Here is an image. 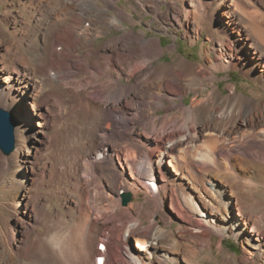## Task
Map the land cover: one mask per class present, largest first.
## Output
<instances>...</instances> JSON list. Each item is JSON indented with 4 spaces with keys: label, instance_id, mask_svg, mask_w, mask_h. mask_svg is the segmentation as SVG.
I'll return each instance as SVG.
<instances>
[{
    "label": "bare ground",
    "instance_id": "obj_1",
    "mask_svg": "<svg viewBox=\"0 0 264 264\" xmlns=\"http://www.w3.org/2000/svg\"><path fill=\"white\" fill-rule=\"evenodd\" d=\"M24 1L0 0L6 6L0 18L5 81L0 106L17 117L16 149L10 156L0 151V189L18 201L16 223L0 225V264L29 256L19 230L28 232L37 223L30 201L37 190L55 188L61 172L48 164L41 168L42 152L52 137L58 147L67 134L51 136L48 130L72 114L95 121L94 136L81 152L79 181L70 187L77 195L72 207L87 217L97 242L86 248L81 241L78 248L63 241L43 260L99 264L110 249L101 250V243L119 225L118 264H203L205 257L216 258V235L225 258L224 240L231 235L241 243L240 262L264 264V209L258 195L264 192V100L246 96L233 84L224 95L217 84L221 71L235 68L264 83V18L256 10L264 9V0H138L155 20L167 18L192 31V44L206 25L211 27L208 39L214 47L201 52L203 63L182 59L164 63L161 70L156 64L165 54L161 38L146 39V31H135L138 22L119 8V0ZM16 6H31L38 15L21 20L25 14L14 11ZM115 29L124 35L97 46ZM26 49L39 58L42 52L43 58ZM189 92L194 95L185 104ZM27 99L34 113L21 114ZM162 109L166 114L159 117ZM173 122L175 130L161 132ZM155 177L162 185L153 191ZM141 191L148 195L143 202L138 201ZM123 194L132 195L127 205ZM21 195L30 197L24 209ZM169 206L178 216L177 233ZM112 207L114 213L103 215ZM111 256L107 264L114 263Z\"/></svg>",
    "mask_w": 264,
    "mask_h": 264
},
{
    "label": "rangeland",
    "instance_id": "obj_2",
    "mask_svg": "<svg viewBox=\"0 0 264 264\" xmlns=\"http://www.w3.org/2000/svg\"><path fill=\"white\" fill-rule=\"evenodd\" d=\"M37 1L38 0H36L34 3L31 2V4L35 5ZM213 1L214 0H211L210 2ZM23 2L25 1L23 0ZM100 3H104L103 0H100ZM139 5L140 4L138 0L118 1L119 8L126 9L128 12L132 14L133 19L138 22V24H136L135 26H133L132 22H126L128 26H133L135 31H137L138 33H142V30L146 31L147 32L146 39L154 38V37L161 38L162 45L165 48V54L160 61H156L157 65L160 64L159 70L163 68L164 63H179V61H181L182 59H186L187 61L192 62L196 65H199L200 63L204 62V60L202 59L201 52L208 46L214 47V41L212 40V38L208 39V36H210L212 33L210 30L211 27L209 25L208 26L206 25L203 32H201L198 42L192 44L191 39L189 37V33H191L192 37L194 35L192 31L188 30V28L181 27L178 24H176V22L174 23L171 20L169 21L167 18H165V20L164 18H161L162 21L160 19L155 20V15L152 14L151 12L149 13L150 9L148 8L140 9ZM259 5L261 6L262 4ZM168 7L169 5L167 3L163 4V11L165 15H167ZM136 8H138V10ZM13 10L25 14L24 16H22L21 20L29 18L32 15L33 16L38 15L37 14L38 11H35V9L31 6H27V7L16 6L13 8ZM143 10L148 12H146V14H143L142 12ZM256 10L261 12L262 13L261 17L264 18L263 17L264 9L262 7H258L256 8ZM5 11H6V6L0 5V18H2ZM112 12H116V14L118 15L121 14V11L119 10L118 11L112 10ZM149 22L152 23L151 26L149 25L150 24ZM218 23H219L218 18L213 20L214 26H216ZM27 24L28 21L25 22V26H28ZM166 26H168V31L165 32L164 29L166 28ZM122 35H124V30L122 29L112 30L109 33H107L105 36L98 39V41L96 42L97 46H100L101 44H105L113 38L119 39L120 37H122ZM233 46L234 47L236 46V42L233 43ZM247 49L251 50L248 47V45H247ZM26 51L29 55L32 56L35 55L38 60L39 56L36 53L32 51L29 52L28 49H26ZM38 53L40 54V58H43V56L41 55L42 52H38ZM227 53L229 52L227 51ZM212 55L216 57L217 54L215 51H213ZM94 58H97V55H95ZM232 59L235 62L236 61L238 62V57L236 58L234 57ZM218 76H219V80L217 81V84L222 94L227 95L229 93L230 85L233 84L236 86L237 91L243 92L246 96L254 97L259 101L264 100V83L254 79L253 77L244 75V73L240 68L230 69L228 71H221ZM4 82L5 81L3 75H1L0 93L4 90L3 88V86L5 85ZM179 90L180 89H176V90L173 89L174 92H179ZM193 95L194 92H189V94H187L185 98L184 103L185 104L191 103ZM202 97L203 95L201 96V98ZM30 103L31 101L29 99L21 102L22 104L20 106L21 114H25L26 111H28L29 113L30 112L34 113L33 106ZM175 111H173L172 116L175 114ZM119 113L122 114V112ZM165 114H166V110L162 109L159 113V117H163ZM175 128L176 125L173 122L166 129H163V131L161 130V132L162 133L165 132L167 133L170 131L172 132L173 130H175ZM33 130H34V125L31 128V131ZM94 130H95V121L83 119L79 116V114H72L70 119H66L63 122H61V124H59L57 128H51L48 130V134H50L51 136H54L55 133L60 134L61 132H65V131L67 133L66 135L64 134L63 141L58 147H55L56 137H52V139L50 138L51 141L46 145L45 150H43L42 152L44 160L41 165V168L44 165L48 164V169H50L49 165L54 166L55 169L57 170L59 169L61 171L59 182L55 187L56 189L47 188V189L37 190L36 194L31 199L30 204L31 205L35 204L36 207L34 212L35 215L34 218H36L37 223L33 224L34 226L32 225V227L30 228V230H28V232H23V230L22 231L19 230L20 237H23L25 235L24 236L25 244L24 243L23 244L25 246L26 252L25 251L24 252L27 253L28 250L29 256H23V257L21 256L20 258H17L14 262L8 264H49L48 262L49 259H47L46 261L43 260L42 257L47 256V254H49L48 252L53 253L54 252L53 249L56 246H59L60 243L63 241L67 243L68 240H71L78 248H81L79 246L81 241L84 242L85 244L84 247L86 248L95 247L94 245H96L97 242L96 241L97 235L92 234L90 232L89 229L90 227L88 225L89 223L87 222V217L84 214L77 212L72 207L71 204L72 200L77 199V195L72 191L71 187L72 185L75 186V184H77L79 181L78 177H79V170H80L79 168L81 163L80 160L81 157L83 156L81 152L84 150V148L87 147V143L89 142V140H92V137L94 136V132H95ZM16 144H17V139H16ZM0 151L3 153L2 149H0ZM110 151L111 150H109V152ZM10 155H6V156H10ZM116 166L120 168L118 162L116 163ZM168 166L169 164L167 162V167ZM126 172L128 175H130L129 168H126ZM155 180H157L156 181L157 185L159 184V182L162 185L160 178L155 177ZM26 181L30 182V180L29 181L26 180ZM146 194L147 193L145 191H141L138 197V201L143 202L148 197V195ZM12 195H13L12 193L0 189V225L1 226H5L6 225L5 223L8 222V220L11 223H16L15 216L17 214L15 210H13L14 209L13 205L14 203L17 204L18 201L14 199V196ZM258 195L262 199L260 201V207L264 209V192H260ZM29 198L30 197L21 195L20 197L21 208L24 209L26 203L29 201L28 200ZM108 210H106L107 212L104 211L106 213H104L103 215L109 216V213L112 212L114 213V211H116V209L113 207L112 209H108ZM166 210L168 211V216L171 220L170 224L175 228V232L177 233V229L180 226L179 222L176 220L178 216L176 215V212H174L170 208V206L167 207ZM155 218L156 219L159 218L157 213L155 214ZM146 224H149L148 219L146 220ZM171 225H169L168 228H170ZM82 228L86 232H84ZM115 228H117L115 229L117 232L115 231L116 233L113 235L114 237L112 236L111 238L105 240V243L109 245L110 248L109 255H107L108 256L107 263L109 262L110 256L112 255L111 259L114 262L113 264L117 263V261L119 260V257L117 255L118 254L120 255V252L117 249L119 243L118 234H117L119 232V225L116 226ZM26 233L28 234L26 235ZM111 239L113 240V242L111 241ZM218 240L219 237L216 235L214 237V254H216V258L207 259L205 257L201 259V262L203 264H228V263L243 264L239 260L240 256L243 253L242 246L239 240H237L235 237L231 235L227 236V238L224 240L223 246L225 247L224 248L225 251L229 253V255L227 254L229 256L228 258H225L224 255L220 253V251L218 250L217 247ZM132 241H133V247L135 245V248L138 249L135 240L132 239ZM190 243L191 242L189 241L187 242L188 245ZM112 244L114 245L115 249L112 248L113 247L111 246ZM115 258H118V260L116 261ZM53 261L55 260L53 259ZM57 264H62V263L57 262Z\"/></svg>",
    "mask_w": 264,
    "mask_h": 264
},
{
    "label": "water",
    "instance_id": "obj_3",
    "mask_svg": "<svg viewBox=\"0 0 264 264\" xmlns=\"http://www.w3.org/2000/svg\"><path fill=\"white\" fill-rule=\"evenodd\" d=\"M16 128V115L0 107V148L6 155L12 154L16 149ZM131 200V194H124V205H127Z\"/></svg>",
    "mask_w": 264,
    "mask_h": 264
}]
</instances>
